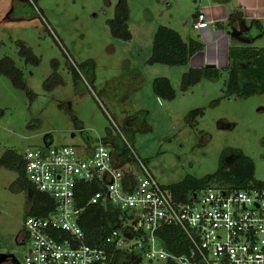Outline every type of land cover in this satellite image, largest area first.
<instances>
[{
  "label": "rangeland",
  "instance_id": "obj_1",
  "mask_svg": "<svg viewBox=\"0 0 264 264\" xmlns=\"http://www.w3.org/2000/svg\"><path fill=\"white\" fill-rule=\"evenodd\" d=\"M119 1L0 0V60L11 58L26 84L0 73V159L10 150L99 143L117 150L129 143L164 186L187 175L203 178L243 156L264 181V92L227 96L226 66L219 79L190 84L183 78L189 63L148 62L159 25L185 41L199 38L192 19L201 0H127L129 39L108 25ZM221 43L264 47V32L239 38L227 32ZM215 52L223 50L205 53ZM250 65L239 62V69ZM55 70L61 82L47 86ZM157 77L169 78L173 99L155 93ZM18 177L0 165V264H25L29 250L24 221L31 193L14 184Z\"/></svg>",
  "mask_w": 264,
  "mask_h": 264
},
{
  "label": "built area",
  "instance_id": "obj_2",
  "mask_svg": "<svg viewBox=\"0 0 264 264\" xmlns=\"http://www.w3.org/2000/svg\"><path fill=\"white\" fill-rule=\"evenodd\" d=\"M211 24L199 11L192 25ZM127 148L128 156L103 143L25 150L26 179L53 201L46 214L25 217V264H264V187L212 184L178 199ZM83 186L97 188L84 204ZM98 205L113 220L89 234L81 221ZM168 227L181 230L187 249L165 246Z\"/></svg>",
  "mask_w": 264,
  "mask_h": 264
},
{
  "label": "trees",
  "instance_id": "obj_3",
  "mask_svg": "<svg viewBox=\"0 0 264 264\" xmlns=\"http://www.w3.org/2000/svg\"><path fill=\"white\" fill-rule=\"evenodd\" d=\"M129 17L127 0H120L117 5L116 17L108 20V25L111 32L120 38L129 39L131 37L129 28L125 25ZM257 22V21H256ZM223 24L220 27L223 28ZM205 44L197 38L191 37L185 41L181 34L166 25H159L154 36L152 54L148 59L151 64L165 63L169 65H184L188 64L190 58L196 53L204 50ZM89 70H95L94 60L88 61ZM239 62L251 63L250 66L239 69ZM75 77L79 74L75 67L71 65ZM229 72V76L225 81L227 96L235 93H241L245 97L252 96L255 92H264V47H230L228 53V65L225 67ZM222 68L217 67H190L189 72L185 73L183 78L190 84H196L203 78L217 80L222 75ZM0 73L7 74L15 80L18 86L26 88L25 82L22 80V72L15 66L11 58L0 60ZM239 73V74H238ZM241 75V76H240ZM60 77L57 71L47 81V86L52 83H60ZM155 93L163 99H173L175 90L167 77H157L153 81ZM33 94V93H32ZM121 154L128 156L130 151L127 145L124 144L117 148ZM0 165L7 166L18 170L19 177L14 184H19L21 187L29 188L31 193L32 206L28 209V214L43 215L53 207V201L45 194L37 192V190L28 182L25 175V167L22 153L10 150L1 159ZM212 184L231 185L235 188L247 186L264 187V181H259L255 178V165L253 160L248 156H243L239 164L229 168L220 167L213 174L203 178H196L187 175L182 181L171 184L169 187L175 193L178 199H187L188 194L194 189H201ZM85 189L86 194L81 196V201L84 204L91 192L97 188ZM113 215L109 213L106 207L98 205L91 206L86 210V214L81 221L83 229L87 233L96 230L100 227H105L109 220H113ZM103 225V226H102ZM165 246L171 251H178V246H184L183 249L189 247L187 239L181 230L177 227H168L165 229ZM179 243V245H178Z\"/></svg>",
  "mask_w": 264,
  "mask_h": 264
},
{
  "label": "crops",
  "instance_id": "obj_4",
  "mask_svg": "<svg viewBox=\"0 0 264 264\" xmlns=\"http://www.w3.org/2000/svg\"><path fill=\"white\" fill-rule=\"evenodd\" d=\"M200 2L193 19L199 11H203L212 24L207 29L197 30L199 37L197 39L204 42L205 48L190 58V67L200 68L206 63L215 64L219 68L227 66L228 53L232 46L221 43L226 38L227 32L231 35L235 33L238 38L245 31L255 36L259 35L260 30L264 32V0H201ZM220 24H223V28ZM231 28L234 33L230 30ZM236 47L242 46L236 45ZM207 48H214L216 51L223 50V53L217 56L218 52H215L213 57H209L205 53Z\"/></svg>",
  "mask_w": 264,
  "mask_h": 264
},
{
  "label": "water",
  "instance_id": "obj_5",
  "mask_svg": "<svg viewBox=\"0 0 264 264\" xmlns=\"http://www.w3.org/2000/svg\"><path fill=\"white\" fill-rule=\"evenodd\" d=\"M207 67L211 68V67H216L215 64H208Z\"/></svg>",
  "mask_w": 264,
  "mask_h": 264
}]
</instances>
